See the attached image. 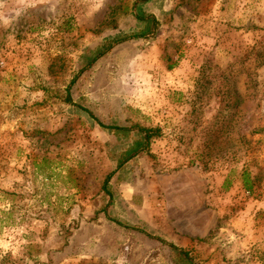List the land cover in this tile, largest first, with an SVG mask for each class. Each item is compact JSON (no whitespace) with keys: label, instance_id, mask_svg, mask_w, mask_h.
<instances>
[{"label":"rangeland","instance_id":"1","mask_svg":"<svg viewBox=\"0 0 264 264\" xmlns=\"http://www.w3.org/2000/svg\"><path fill=\"white\" fill-rule=\"evenodd\" d=\"M165 242L264 264V0H0V264H188Z\"/></svg>","mask_w":264,"mask_h":264},{"label":"trees","instance_id":"2","mask_svg":"<svg viewBox=\"0 0 264 264\" xmlns=\"http://www.w3.org/2000/svg\"><path fill=\"white\" fill-rule=\"evenodd\" d=\"M140 22H146L147 24V29L146 31L140 33V34H146V33H152L155 31L156 26L158 25V22L155 20V18L151 15H145V14H141V15H137L136 17ZM135 37V36H134ZM122 42V40L120 41H116L115 43H120ZM109 48V47H108ZM106 50H102L99 49L98 51H95L92 53L91 57H89V61H88V66H91L100 56H102ZM69 90V89H68ZM69 96V95H68ZM68 102H71L70 97H68ZM89 114L92 115V113L89 112ZM117 128V127H116ZM117 130H123V131H127V129L125 128H117ZM131 130V129H130ZM129 131V130H128ZM139 133L142 136V144H138L136 148H134L132 151H130V153H128L124 159L122 160L121 164L125 163L126 161H128L133 155L141 152L144 147L148 146V144L150 143V140L154 137H158L159 135V129H138ZM108 178H110V175H108L107 179L105 180V183L108 181ZM245 180V179H244ZM249 183V182H248ZM244 186L246 189H250V185H247V181L244 183ZM162 242V241H161ZM165 245H167L169 247L170 250L175 249L177 251V254L180 258H182L185 262H187L188 264H191L190 258H189V254L186 251L177 249L174 247V245L172 243H164Z\"/></svg>","mask_w":264,"mask_h":264}]
</instances>
